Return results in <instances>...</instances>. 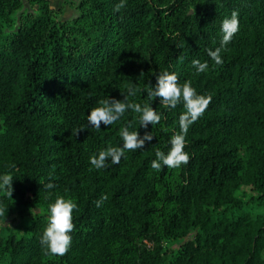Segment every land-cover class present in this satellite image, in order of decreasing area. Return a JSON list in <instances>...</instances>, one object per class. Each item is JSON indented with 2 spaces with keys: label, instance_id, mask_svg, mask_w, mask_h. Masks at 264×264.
I'll list each match as a JSON object with an SVG mask.
<instances>
[{
  "label": "trees",
  "instance_id": "16d2710c",
  "mask_svg": "<svg viewBox=\"0 0 264 264\" xmlns=\"http://www.w3.org/2000/svg\"><path fill=\"white\" fill-rule=\"evenodd\" d=\"M65 2L68 17L49 0H0V173L13 175L11 196L0 190V264H264V0ZM232 10L239 31L218 65L207 49ZM164 70L212 100L186 134L187 164L156 170L182 104L154 98L161 121L147 128L131 110L99 129L86 115L129 89L141 101ZM125 124L155 135L92 167ZM57 194L78 204L64 255L39 240Z\"/></svg>",
  "mask_w": 264,
  "mask_h": 264
},
{
  "label": "clouds",
  "instance_id": "9594fccd",
  "mask_svg": "<svg viewBox=\"0 0 264 264\" xmlns=\"http://www.w3.org/2000/svg\"><path fill=\"white\" fill-rule=\"evenodd\" d=\"M126 0H118L115 8L119 10L124 6ZM239 31V13L232 10L230 14L225 15L220 21V40L215 48H208L207 55L215 61L216 64H223L221 55L226 46L233 39L235 33ZM197 73L203 72L208 68V60L201 61L199 58H193L191 61ZM147 95L139 102L129 100V96L135 95V89H129L128 94H123V99L108 97L100 100L99 103L88 109L86 120L90 122L91 127L100 128L101 122L108 126L120 120L127 110H131L137 115L139 125L147 128L149 122L151 125L159 124L161 113L151 106L154 98L159 97L160 103L166 105L169 109L176 108L182 104L183 111L179 114V130L173 131L167 141V150L157 147L155 158L150 161L153 169L160 170L167 166L172 169H179L182 164L189 161V153L185 151L186 134L190 125H192L205 111L212 100L211 95L197 92L192 86L190 80L179 82V77L174 71H159L156 75L155 84H147ZM164 128V125H161ZM80 129V128H78ZM77 129V130H78ZM76 130V131H77ZM155 134L146 131L142 135L137 129L130 130L127 124L120 128V142L117 145L109 144L97 149L94 154L89 155L90 165L96 169L106 167L107 163L119 164L125 151L128 149H142L146 141H151ZM12 177L10 172L0 173V190H3L9 196L13 191ZM54 183L51 181L43 185L45 189H53ZM107 199V194H102L96 201L99 207L103 200ZM78 208L75 199L57 194L54 200H50L46 206L47 222L41 230L39 237L40 244L46 251L64 255L72 242L71 232L74 228L73 210ZM4 209L0 207V215H3Z\"/></svg>",
  "mask_w": 264,
  "mask_h": 264
},
{
  "label": "rangeland",
  "instance_id": "374dc122",
  "mask_svg": "<svg viewBox=\"0 0 264 264\" xmlns=\"http://www.w3.org/2000/svg\"><path fill=\"white\" fill-rule=\"evenodd\" d=\"M49 1H50V4L54 6L55 8H59L62 5H65L64 17H68L71 14V8L68 4H66L65 0H49Z\"/></svg>",
  "mask_w": 264,
  "mask_h": 264
}]
</instances>
